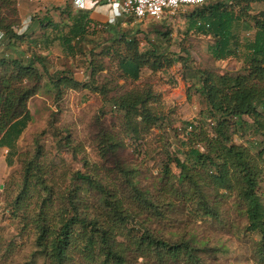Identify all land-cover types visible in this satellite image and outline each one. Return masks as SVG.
<instances>
[{
    "label": "trees",
    "instance_id": "trees-1",
    "mask_svg": "<svg viewBox=\"0 0 264 264\" xmlns=\"http://www.w3.org/2000/svg\"><path fill=\"white\" fill-rule=\"evenodd\" d=\"M220 1L202 6L198 13L191 15L190 21L199 32L215 39L211 47L214 59L240 60V56H244L243 66L236 73H222L191 69L184 63L185 68L192 71L186 79L195 81L189 89L196 90L206 109L199 120L191 123L193 130L187 134L186 160L170 159V164L180 171L179 175L173 173L170 164L164 169L162 179L168 188L163 191L179 199L182 196L185 201L193 199L197 211L213 219H218L220 213L218 206L212 204L211 196L221 192L235 195L247 218V231L259 236L257 252L264 261V203L258 193L264 179V149L252 153L232 138V130L249 127L246 117L252 121L254 130L264 136V22L253 17L255 32L252 39L244 42V55L234 32L235 23L245 21V17L253 13V5L264 0H231L227 4ZM9 8L17 13V1L0 0V41L8 40L6 48L16 53L15 47L22 46L26 36L14 31L18 20L9 23L5 17L4 11ZM70 20L71 24L63 27V31L68 32L61 35L69 53L74 56L105 54L106 58H114L123 78L137 82L143 69L156 73L181 62V59H167L153 49L142 52L137 36L112 35L102 29L109 37L101 34L100 38H90L99 29L87 15L73 17L70 13ZM49 25L60 29L52 22ZM99 47L102 49L97 53ZM8 56L7 52L0 53V134H3L0 146L9 149L7 157L23 134L25 121L31 120L28 101L37 94L50 64L43 55H34L29 62L20 56ZM88 60L91 81H77L66 72L56 79L51 78L56 99L69 89L90 91L104 99L109 96L106 84L94 85L104 66L95 65L91 58ZM160 99L161 95L148 88L128 91L111 98L110 102L125 112L129 122L133 117H140L138 124L148 132L160 121L151 107ZM106 141L113 150L120 147L112 138ZM115 152L101 151V159L107 160ZM47 159L43 148L37 145L32 157L24 161L20 191L10 204L11 214L21 217L33 228L35 257L41 256L48 264L79 261L83 264H136L139 258H143L145 264H203L199 253L204 247L195 237L170 242L149 230L148 224L162 212L149 193L135 183L136 172L118 166L117 174L123 176L128 193L122 196L117 188L111 191L93 176L80 172L71 175L50 168L43 163ZM89 190L99 196L94 207L83 195ZM142 215L145 219L140 226L136 223L138 226L131 227Z\"/></svg>",
    "mask_w": 264,
    "mask_h": 264
},
{
    "label": "rangeland",
    "instance_id": "rangeland-1",
    "mask_svg": "<svg viewBox=\"0 0 264 264\" xmlns=\"http://www.w3.org/2000/svg\"><path fill=\"white\" fill-rule=\"evenodd\" d=\"M230 1L220 2L227 4ZM203 7L181 8L159 21H139L133 16L119 18L117 35L137 36L142 52L153 49L167 59H181L171 68L156 73L143 69L137 82L123 78L118 71L117 61L106 58L105 54L71 55L74 56L71 60L61 59L56 67L49 65L48 74L39 68L44 80L37 94L28 101L31 120L25 121V130L8 157L9 149L0 146V264H48L41 256L35 257L36 236L33 228L27 226L21 217L13 216L10 205L20 191L24 161L32 157L37 145L47 154L48 159L43 163L50 168L71 175L80 172L93 176L111 191L117 188L122 196L128 193L123 176L117 174L120 170L118 166L136 172L135 183L149 193L162 212L161 216H155L148 224L149 230L170 242L195 237L204 247L199 253L203 264H264L257 252L259 236L247 231V218L235 195L221 192L218 196H211L212 204L218 206L220 213L218 219H213L198 212L193 199L185 201L182 196L179 199L163 191L168 188L162 179L164 169L171 158L186 160L185 154L189 149L187 134L193 130L191 123L199 120L206 109L196 90L189 89L195 81L186 79L192 71L185 68L184 63L191 69L221 72L243 66L244 56H240V60L214 59L211 47L215 45V39L212 35L199 32L190 21L191 15ZM252 11L245 21H237L234 26L241 55L245 54L244 42L254 36L253 17L264 22V3L253 5ZM4 13L9 23H17L20 19L18 8L17 13L13 12V8L5 9ZM31 16L36 19L39 15L35 12ZM16 29L15 26V32ZM102 35L109 37L106 32ZM8 43L5 39L0 41V53L7 52L9 58L21 57L6 48ZM101 49L97 48V53ZM90 58L95 65L104 66L105 70L96 76L94 85L106 84L109 96L104 99L90 91L69 89L60 99H56L51 78L56 79L57 75L66 72L74 78L77 74L82 82L91 81ZM23 59L26 62L30 60L29 57ZM82 70L85 73L82 74ZM148 88L161 95V99L151 104L160 121L146 132L138 124L140 117H133L129 122L125 112L115 108L110 100L131 90ZM245 120L249 127L232 130L233 141L257 153L264 149V136L254 130L250 119L246 117ZM2 136L1 133L0 138ZM107 138H112L120 147L113 150ZM109 148L117 152L102 160L101 151H110ZM170 167L174 174L179 175L180 171L174 164H170ZM258 193L264 203V179ZM83 195L93 207L97 205L99 196L96 191L89 190ZM168 203H172V206ZM144 219V215L137 218L131 227L138 226ZM145 263L143 258H139L136 264Z\"/></svg>",
    "mask_w": 264,
    "mask_h": 264
},
{
    "label": "crops",
    "instance_id": "crops-1",
    "mask_svg": "<svg viewBox=\"0 0 264 264\" xmlns=\"http://www.w3.org/2000/svg\"><path fill=\"white\" fill-rule=\"evenodd\" d=\"M16 1L18 11L20 12L16 33L26 36L23 45L15 47L16 54H20L22 58L29 57L30 59L34 55L46 56L52 68L56 67L61 59L63 61L64 59L71 60V57H74L71 56L61 38L62 34L68 32L66 30L64 32L63 27L71 24L70 13L73 17L77 14L87 15L96 23L99 32L90 36L93 39L100 38L102 29L110 31L112 35H117L116 30L119 29L120 20L119 18H115L111 9L103 3L94 6L92 0ZM81 3H83L85 9L79 8ZM35 12L39 16L33 19L31 15ZM49 22L59 26L60 29L53 28V26L49 25ZM75 57H79V55ZM239 70L238 67H235L230 71H222V73H236ZM83 73H85V70H82ZM74 76L77 81L82 82L78 79L77 74Z\"/></svg>",
    "mask_w": 264,
    "mask_h": 264
},
{
    "label": "built area",
    "instance_id": "built-area-1",
    "mask_svg": "<svg viewBox=\"0 0 264 264\" xmlns=\"http://www.w3.org/2000/svg\"><path fill=\"white\" fill-rule=\"evenodd\" d=\"M218 0H92L94 6L103 3L114 13L115 18L133 16L142 21L161 20L168 14H174L185 7H202ZM80 9H85L83 3Z\"/></svg>",
    "mask_w": 264,
    "mask_h": 264
}]
</instances>
